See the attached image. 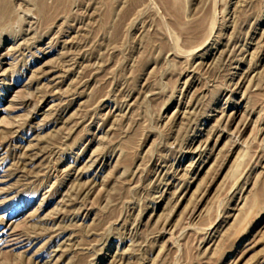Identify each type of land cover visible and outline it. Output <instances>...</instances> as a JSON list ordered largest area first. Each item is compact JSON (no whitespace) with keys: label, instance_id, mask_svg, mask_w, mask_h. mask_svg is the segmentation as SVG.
Segmentation results:
<instances>
[{"label":"rangeland","instance_id":"obj_1","mask_svg":"<svg viewBox=\"0 0 264 264\" xmlns=\"http://www.w3.org/2000/svg\"><path fill=\"white\" fill-rule=\"evenodd\" d=\"M0 264H264V0H0Z\"/></svg>","mask_w":264,"mask_h":264}]
</instances>
